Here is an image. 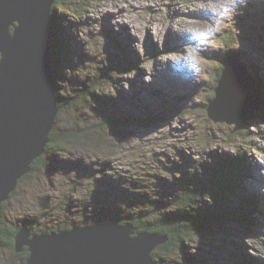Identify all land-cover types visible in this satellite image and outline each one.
Returning <instances> with one entry per match:
<instances>
[{
  "label": "rangeland",
  "instance_id": "1",
  "mask_svg": "<svg viewBox=\"0 0 264 264\" xmlns=\"http://www.w3.org/2000/svg\"><path fill=\"white\" fill-rule=\"evenodd\" d=\"M65 1L78 10L61 13L58 37L71 44L58 69L60 93L67 98L97 77L103 85L94 93L106 100L98 105L91 99L89 108L61 113L55 129L69 131L86 122L109 129L90 127V139L44 154V170L19 182L7 201L6 225H27L38 233L87 223L93 211L112 221L119 212L115 203L136 199L130 186L146 181L147 173L146 200L163 203L180 176L198 180L218 161L247 150L244 162L251 168L241 186L259 195L262 212L250 227L229 222L193 234L185 247L190 258L175 254L170 259L176 264L264 262V118H252L233 132V124L213 122L206 112L227 53H238L235 58L248 69L258 64L264 77V34L258 30V22L264 24V0ZM118 46L137 62L131 73L113 68ZM112 115L129 117L131 124L109 127ZM45 195L49 209L38 203ZM87 197H98L95 201H106L109 208L89 207ZM0 264H16L5 245H0Z\"/></svg>",
  "mask_w": 264,
  "mask_h": 264
},
{
  "label": "water",
  "instance_id": "2",
  "mask_svg": "<svg viewBox=\"0 0 264 264\" xmlns=\"http://www.w3.org/2000/svg\"><path fill=\"white\" fill-rule=\"evenodd\" d=\"M54 1L0 0V206L44 154L58 114L50 41ZM214 92L207 116L233 124V132L261 109L254 75L233 55L224 58ZM38 203L49 209L50 196ZM166 241V235L113 220L48 233L22 227L14 250L27 248V264H159L151 253Z\"/></svg>",
  "mask_w": 264,
  "mask_h": 264
},
{
  "label": "trees",
  "instance_id": "3",
  "mask_svg": "<svg viewBox=\"0 0 264 264\" xmlns=\"http://www.w3.org/2000/svg\"><path fill=\"white\" fill-rule=\"evenodd\" d=\"M64 10L77 12L78 9H70V7L66 5L65 0H55L51 6L52 30L50 41L52 44L53 74L55 81L58 79V69L63 66L62 61L66 55H68L71 44L69 38L58 37V34L62 30V24L64 23L62 18L64 19L65 17L61 14ZM252 20V22H256V20L259 19ZM258 30H261V34H264V24L259 25L258 22ZM119 49L120 51L118 52H120V56L116 54V60L113 61V68L115 70L125 71V73H131L137 68V62L133 58V60H128L125 57L124 48L120 47ZM230 55L235 57L239 56L238 53L230 54L229 52L225 57ZM224 58L220 60V67L215 79L216 82H218L221 70L224 66ZM254 65L255 67L251 65L248 67L254 75L261 98V109L257 112L255 118H264V77L263 74L259 72L260 66L256 63ZM93 79L94 81L91 83H83L79 86L76 93H71L67 98L61 95V88L59 89L57 87L58 114L54 127L49 134L50 141L45 148L44 154H49V152L57 153V151H61L70 144H74L75 142L79 143L85 137H89L90 139V135L92 134L91 136H93L92 130H89L90 127H97L105 130L109 129L108 126H101L100 123L90 126L87 125V122L84 126L76 124V126L69 131H58L55 129L61 113L71 109H78L79 107L89 108L88 105H90L91 99L92 101L93 99H98V105L102 104L101 101L106 100V97H103L101 94L94 93L96 90L99 91L103 85V78L94 77ZM174 98L176 99L178 97ZM180 98H183V96ZM91 107H93V105ZM109 121V127L113 124L112 128L115 129L118 128V126L131 124L129 117H114L112 115ZM147 121L157 122L154 118H149ZM89 139H87V141ZM246 151L244 150L243 153H235V156L229 159L223 158L218 161L209 173L207 171L208 175L200 177L198 180L195 176H192V174L189 176H180L172 189V195L163 203L150 204L146 200V190L148 187L151 188L149 181H147L150 175L149 173H147V175L143 174L146 181L139 180L137 183H133V186H130V190L136 193L137 198H126L119 203H115L119 212L113 213L115 215L112 216L111 220H116L123 225L131 224L136 232L147 230L149 232L166 235L167 241L159 245L151 253L153 259L159 264H176L174 260L170 259V257L175 254H185L190 258V255L185 251V247L188 242L192 240L193 234L206 232L213 226L229 222L241 223L246 227H250V225L254 223L257 213L262 212L259 205V195L254 192H247L241 186V177L248 176V172L251 168L249 165L250 168L248 169L245 165L246 161L244 162ZM44 154L34 160L31 164L30 171L25 174L18 183L26 179L31 172H41L44 170L46 164ZM14 192L11 193L9 200L14 197ZM97 198L98 197H94L92 200L88 198L89 201L87 199L86 202H90L89 207L100 205L102 211L105 212L109 208L107 207L108 203L106 201H100L98 203L95 201ZM158 204L162 207L156 208L155 206ZM6 209L7 201L3 202L0 206V245L8 247L11 257L15 260L16 264H27L26 260L29 255L28 250L25 247L20 253H16L14 250V236L22 227L29 228L31 233L34 232L31 227L27 225L16 227L7 226L4 219ZM93 212L91 219L88 220L87 223L82 222L77 225L92 224L108 219L107 216H102L101 213L98 215L96 211ZM70 227L71 226H66L49 231L44 230L38 233L59 231ZM246 257L249 256L246 255ZM248 259H250V263L254 261L252 258ZM254 264H264V262H255Z\"/></svg>",
  "mask_w": 264,
  "mask_h": 264
},
{
  "label": "snow or ice",
  "instance_id": "4",
  "mask_svg": "<svg viewBox=\"0 0 264 264\" xmlns=\"http://www.w3.org/2000/svg\"><path fill=\"white\" fill-rule=\"evenodd\" d=\"M200 35H204L203 33H201Z\"/></svg>",
  "mask_w": 264,
  "mask_h": 264
}]
</instances>
